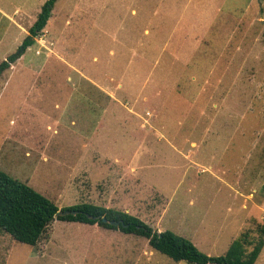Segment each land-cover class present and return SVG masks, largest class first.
Segmentation results:
<instances>
[{"label": "rangeland", "instance_id": "rangeland-1", "mask_svg": "<svg viewBox=\"0 0 264 264\" xmlns=\"http://www.w3.org/2000/svg\"><path fill=\"white\" fill-rule=\"evenodd\" d=\"M45 1L0 0V62ZM63 92L95 98L69 110L27 106L62 102ZM64 139L85 143L65 153ZM44 155L55 168L34 171ZM0 169L59 211L82 202L126 211L209 255L243 232L258 238L264 0H57L35 43L0 76ZM0 264L190 263L145 237L55 217L36 245L0 229Z\"/></svg>", "mask_w": 264, "mask_h": 264}, {"label": "trees", "instance_id": "trees-1", "mask_svg": "<svg viewBox=\"0 0 264 264\" xmlns=\"http://www.w3.org/2000/svg\"><path fill=\"white\" fill-rule=\"evenodd\" d=\"M57 0H46L36 20L29 28L18 49L0 62V76L35 43L46 27ZM59 207L33 186L12 177L0 169V229L8 232L17 241L36 245L49 223L55 218L118 228L124 233H133L148 239L152 248L169 256L174 261L190 264H255L264 247V226L260 236L252 238L250 232H243L229 245L222 255H209L201 251L188 237L170 229L154 230L138 216L115 208H107L90 202ZM103 217L107 221L103 220ZM110 220L119 221L118 225Z\"/></svg>", "mask_w": 264, "mask_h": 264}, {"label": "crops", "instance_id": "crops-1", "mask_svg": "<svg viewBox=\"0 0 264 264\" xmlns=\"http://www.w3.org/2000/svg\"><path fill=\"white\" fill-rule=\"evenodd\" d=\"M65 82H68V81H72V78H63ZM49 82L51 83H55L57 82L56 78H50ZM61 82V81H59ZM49 88H54L53 87H49ZM61 95H64V100L62 102H58V101H55V99H53L51 102L50 101H46L44 99V101L42 103H37L36 105H32V104H29L27 103V106H29L30 108H38L39 105H42V106H46V107H50V108H53V109H60V107H62V110L64 109H70V108H77L78 106L79 107H82L83 106V101L81 102H77L76 100L77 99H83V98H87V99H91V102H88L89 105H91V103L93 104V101L92 99L95 98L94 97V94L93 93H83V92H63L61 93ZM49 97H55V96H49ZM98 98V97H97ZM72 99L74 100V106H73V103H72ZM55 121H58L55 119ZM72 123H74V120L71 121ZM62 148H66V147H69V148H72L73 146L74 147H77V146H84V143L85 142H77V141H69L68 139H64L62 141H58L57 142ZM83 143V144H81ZM64 148V151L65 153H68L66 151V149ZM43 159H39L37 162H35L33 164V168L34 171L39 169V167H37V165H39L40 162H45V163H48L49 161L52 162V167L55 168L54 166L56 165L57 163V159L55 157H50V156H43L42 157ZM54 170V169H52ZM55 171V170H54ZM32 186V185H31Z\"/></svg>", "mask_w": 264, "mask_h": 264}, {"label": "water", "instance_id": "water-1", "mask_svg": "<svg viewBox=\"0 0 264 264\" xmlns=\"http://www.w3.org/2000/svg\"><path fill=\"white\" fill-rule=\"evenodd\" d=\"M60 211H58V213H59ZM103 220L104 221H107V219L105 218V217H103ZM110 222V224H114V225H118L120 222L119 221H115V220H110L109 221Z\"/></svg>", "mask_w": 264, "mask_h": 264}]
</instances>
